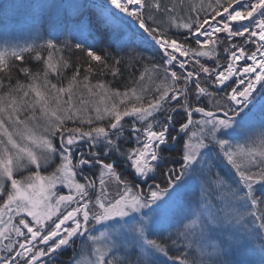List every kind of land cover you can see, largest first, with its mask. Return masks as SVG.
Returning a JSON list of instances; mask_svg holds the SVG:
<instances>
[{"label": "snow or ice", "instance_id": "snow-or-ice-1", "mask_svg": "<svg viewBox=\"0 0 264 264\" xmlns=\"http://www.w3.org/2000/svg\"><path fill=\"white\" fill-rule=\"evenodd\" d=\"M7 7L0 264H264V0Z\"/></svg>", "mask_w": 264, "mask_h": 264}, {"label": "trees", "instance_id": "trees-1", "mask_svg": "<svg viewBox=\"0 0 264 264\" xmlns=\"http://www.w3.org/2000/svg\"><path fill=\"white\" fill-rule=\"evenodd\" d=\"M8 0H0V8H6L7 10L6 11H3V12H0V25L1 24H5L6 22L10 21L11 18H12V15H13V10H18L19 8H10V7H7L9 5V3H7ZM165 2H169L170 5L172 3H180V0H165ZM183 3L184 5H188V4H193V0H183ZM14 16V15H13ZM219 55H220V62L223 63V48L221 47L220 51H219ZM77 56H79V54H77ZM76 57H73V60H75ZM201 62H205V58H201ZM19 63V62H17ZM191 63H190V67H191ZM206 66H211L210 64L206 65ZM83 74V73H82ZM138 76H139V73H137L136 77L134 78H129V77H125V82L127 84L128 87H140V86H143V87H146V88H155L156 86L159 85V81L155 80L154 77L153 78H148L146 77L145 80L142 82V85L141 84H133L132 83V79H136L138 80ZM96 76H93L92 77V82L95 83L96 82ZM202 86H206V85H202ZM121 87V90H123L124 88V84L120 85ZM210 90H213V89H209ZM205 103H207V99L205 100ZM194 119H196L197 117H193ZM177 120H184L186 119V117H184L183 115H180V116H177L176 117ZM171 157H172V160H170L167 164L163 165L158 171H157V175H156V183H161L162 184V180H163V177H162V173L164 172V170L171 165L172 161L178 159V151H173L171 154ZM123 166V165H122ZM152 181H150L151 183ZM163 186V184H162ZM97 191H98V188H97ZM72 256V252L71 250L69 252H67L63 257H62V260L64 261H67L70 257Z\"/></svg>", "mask_w": 264, "mask_h": 264}, {"label": "rangeland", "instance_id": "rangeland-1", "mask_svg": "<svg viewBox=\"0 0 264 264\" xmlns=\"http://www.w3.org/2000/svg\"><path fill=\"white\" fill-rule=\"evenodd\" d=\"M15 2L19 4V3L24 2V0H15ZM209 2L210 0H193V4L196 7H199L201 3H203L205 7H207V4ZM7 3L10 4L11 0H8ZM13 15L10 21L6 22L5 24L0 25V36H6L8 39L12 41H19L20 43H23L27 39L25 30L23 28V22L28 16V10L24 8H19L16 11L13 10ZM260 132L261 130L259 129H257L255 132V138H256L257 145L260 142ZM109 191H111V189H109ZM78 245H79V242H78ZM77 251H80L79 246L77 247ZM87 255H88V251H87V248H85V250L81 252V258L86 259Z\"/></svg>", "mask_w": 264, "mask_h": 264}]
</instances>
